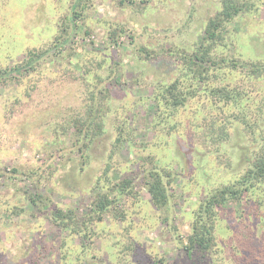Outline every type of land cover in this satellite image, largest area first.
<instances>
[{
    "label": "rangeland",
    "instance_id": "1",
    "mask_svg": "<svg viewBox=\"0 0 264 264\" xmlns=\"http://www.w3.org/2000/svg\"><path fill=\"white\" fill-rule=\"evenodd\" d=\"M88 1L83 15L90 32L85 33L82 27L73 32L59 24L76 0H0V69L23 61L29 49L52 47L59 35L60 41L68 38L61 54L49 52L36 61V69L0 78V264H119V249L126 245L132 247L127 251L129 264H264V212L250 216L249 207L243 213L234 201L217 208L211 250L193 258L186 248L203 203L244 173L252 160L263 138L264 119L255 125L259 136L254 140L246 133L245 121L232 117L234 122L217 148L209 124L216 118L217 123L224 122V106L236 116L233 105L201 103L197 96L161 131L147 109L155 104L150 99L154 86L179 74L173 61L143 60L140 46L157 55L168 47H192L219 10L218 0ZM254 1L257 9L228 24L226 32L232 40L230 52L261 63L264 0ZM143 6L149 11L143 13ZM114 30L117 40L111 42ZM177 54L173 52L170 59ZM85 67L91 69L89 80L104 89L105 98L98 106L112 108L108 130L95 138L86 158L75 145L71 124L75 110L85 102ZM239 79L243 90L258 94L257 86L246 83L243 76ZM260 83L264 87V80ZM259 93L256 99L264 91ZM256 113L248 115L252 123ZM122 120H127L124 125L135 142L122 144L111 157L116 124ZM142 142L148 145H139ZM148 153H155L159 165L174 174L172 184H166L164 207L153 204L140 174L132 192L117 200L125 220L109 212L100 221L91 211L92 231L102 234L91 244L69 229L55 228L45 215L46 204L52 201L74 210L81 219L90 212L97 193L108 190L107 184H97L107 163L114 181L116 174L133 176L141 156ZM32 196L38 197L36 204Z\"/></svg>",
    "mask_w": 264,
    "mask_h": 264
},
{
    "label": "trees",
    "instance_id": "2",
    "mask_svg": "<svg viewBox=\"0 0 264 264\" xmlns=\"http://www.w3.org/2000/svg\"><path fill=\"white\" fill-rule=\"evenodd\" d=\"M125 1L121 0V3ZM140 1L144 3L147 0ZM218 2L220 5L219 10L207 21L204 33L201 35V38L193 42L192 47L177 48L176 50L168 47L157 55L153 54L155 52L154 49L146 45L140 46V55L143 60L146 58L147 61H155L161 57L173 61L175 73L179 74V76L177 75L169 83L163 82L156 87L154 86L153 95L150 96V99L155 104L148 106L147 109L153 114L154 126L155 124L156 126H160L158 131H161L160 129L165 123L170 122L174 116L181 113L184 110L183 107L188 106L189 101L197 96L202 98L201 103H207V100H210L213 101L210 104H231L234 106L237 111L236 116L230 114L229 109H225L226 106H224L221 108V111L224 113V122L219 121L220 123H217L216 118L209 124L213 129L212 137L215 140L214 144L217 148L221 147L220 143L223 137L228 134L226 128L234 122L233 118L240 123L245 121L244 126H247L249 129L246 133L254 140H257L259 136V133L255 131V125H258V122L264 119V94H261L260 99H256V96L260 94L259 92L264 91V87L260 83V80H264V62H248L237 58L235 53L230 52L232 40L229 39L228 31L226 32L228 24L236 21V19L244 14L251 13L258 6L254 0H218ZM87 4H89L88 0H76L70 6L71 9L70 13L67 14V18H64L66 22L62 21L59 24L66 29L70 28L73 32L82 27L85 33H89L90 30L86 29L87 23L83 15L85 8H89ZM141 11L147 12L149 10H146L145 6H143ZM115 31L109 34L111 42H116L117 40V32ZM239 36L237 37L239 38ZM59 38L60 35L56 38L58 42H54L50 48L41 50L29 49L27 57L23 61L0 69V78L7 79L13 72H29L36 69V61L38 62L39 59L44 58L49 52L53 51L57 55L61 54L68 38H63L62 41ZM173 52H177L178 54L175 58L170 59ZM90 72L91 69L85 67V74L82 76L86 84L85 102L82 109L75 110V118L71 120V124L75 128V145H77L78 151L81 153L80 155L84 158L88 156L87 152L95 138L108 130L109 121L111 120L108 118V114H110L112 109L111 107H107V109L103 110V107L98 106L105 98L104 89L97 88V81H94V85L89 80L88 75ZM96 75L98 79L100 76L99 74ZM240 76L246 78V83L250 82L249 84L259 88H257L258 94L256 96H252L243 90L237 81ZM109 83H111V80ZM245 100H249L248 106L245 105ZM248 109H250V112H257V116L255 114L256 121L253 120V123L252 117L248 118L250 113ZM126 121L122 120L116 124L117 135L113 148H111V157L118 153L122 144L128 143L129 146H132L135 142L133 137L127 132V127L124 125ZM261 136L263 138L262 140L261 138L259 139V142L260 140L261 142L255 148L254 155H252L253 158L246 166L244 173H241V175L230 180L229 183H226L220 189L210 194L209 198L197 212L192 223L193 230L188 236L189 246H186L190 257L199 258L200 252L205 251L206 253V251L211 250L214 242V227L217 225V208H227L230 202L234 201L235 204L241 205L243 213L249 207L247 214L250 212V216L254 214L261 216L264 212V133ZM152 143L154 145L162 144L155 141ZM139 145L146 147L148 143L142 142ZM155 157H157L155 153L141 156V160L138 162L139 169L134 172L133 176L131 174L121 177L116 174L114 181L109 174L111 166L107 163L97 184H101L100 182L107 184L108 190L97 193L96 197L92 199L93 207L90 212L84 215V217L82 216L81 219L74 210H64L53 204L52 201L50 204H46L48 210H45V215L51 219L55 228L69 229L71 234L79 235L91 244L93 238L102 235L95 230L92 231L90 224L95 217L92 212L95 211L94 213L100 221L103 219V215L109 212L112 213L115 219L125 220L124 213L118 211V208H116L118 204L117 200L132 192V184L140 174L144 176L143 182L148 188L153 204L157 207H164L168 201L166 184H172L174 174L170 171V168H166L165 165H159ZM14 170L16 169L14 168ZM30 199L33 204H36L38 197L32 196ZM126 226L129 227V230L131 229L129 225H125L124 227L126 228ZM117 244L118 242L116 241ZM131 248L129 245H126L124 248H118L121 253L118 256L119 264H129V254L127 251L131 250ZM93 257L96 258V255ZM158 261H161V259ZM158 263L154 262L153 264Z\"/></svg>",
    "mask_w": 264,
    "mask_h": 264
}]
</instances>
